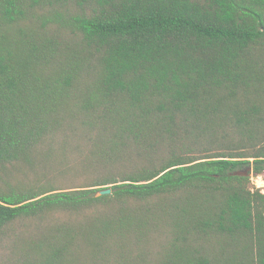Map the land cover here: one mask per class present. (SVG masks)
<instances>
[{
  "label": "trees",
  "instance_id": "trees-1",
  "mask_svg": "<svg viewBox=\"0 0 264 264\" xmlns=\"http://www.w3.org/2000/svg\"><path fill=\"white\" fill-rule=\"evenodd\" d=\"M262 174L264 0H0V264H264Z\"/></svg>",
  "mask_w": 264,
  "mask_h": 264
},
{
  "label": "water",
  "instance_id": "water-1",
  "mask_svg": "<svg viewBox=\"0 0 264 264\" xmlns=\"http://www.w3.org/2000/svg\"><path fill=\"white\" fill-rule=\"evenodd\" d=\"M234 174H241V175H245V176H250L252 174V169L251 167H247L245 171H236L234 172ZM111 194V188L110 187H104L101 189H98L96 192L97 196H101V195H109Z\"/></svg>",
  "mask_w": 264,
  "mask_h": 264
},
{
  "label": "rangeland",
  "instance_id": "rangeland-1",
  "mask_svg": "<svg viewBox=\"0 0 264 264\" xmlns=\"http://www.w3.org/2000/svg\"><path fill=\"white\" fill-rule=\"evenodd\" d=\"M251 182L253 183L254 187L259 188L262 191L264 190V174L256 176V177L252 176L251 177Z\"/></svg>",
  "mask_w": 264,
  "mask_h": 264
}]
</instances>
